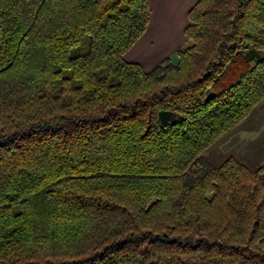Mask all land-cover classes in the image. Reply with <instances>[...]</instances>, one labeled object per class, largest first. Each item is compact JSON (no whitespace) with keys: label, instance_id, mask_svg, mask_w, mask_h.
<instances>
[{"label":"trees","instance_id":"trees-1","mask_svg":"<svg viewBox=\"0 0 264 264\" xmlns=\"http://www.w3.org/2000/svg\"><path fill=\"white\" fill-rule=\"evenodd\" d=\"M125 59L150 0H0V264H264V164H214L264 100V0H198Z\"/></svg>","mask_w":264,"mask_h":264},{"label":"rangeland","instance_id":"rangeland-1","mask_svg":"<svg viewBox=\"0 0 264 264\" xmlns=\"http://www.w3.org/2000/svg\"><path fill=\"white\" fill-rule=\"evenodd\" d=\"M197 0H150L151 21L146 33L125 54L127 61L140 63L151 70L170 56L177 61V51L188 45L185 27L188 12ZM206 155L214 164L230 156L252 168L264 164V100L242 123L231 129L211 146Z\"/></svg>","mask_w":264,"mask_h":264},{"label":"crops","instance_id":"crops-1","mask_svg":"<svg viewBox=\"0 0 264 264\" xmlns=\"http://www.w3.org/2000/svg\"><path fill=\"white\" fill-rule=\"evenodd\" d=\"M197 1H198V0H197ZM197 1H196V2H197ZM196 2H195V3H196ZM194 5H195V4H194ZM188 13H189V12H188ZM169 56H170V54H169ZM169 56H166L165 58H167V57H169ZM131 62H132V61H131ZM135 62H137V61H135Z\"/></svg>","mask_w":264,"mask_h":264}]
</instances>
